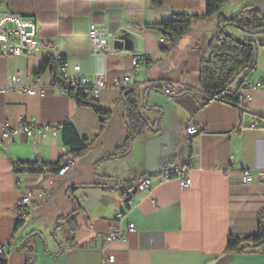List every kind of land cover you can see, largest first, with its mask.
I'll list each match as a JSON object with an SVG mask.
<instances>
[{
  "label": "crops",
  "instance_id": "0c3cea01",
  "mask_svg": "<svg viewBox=\"0 0 264 264\" xmlns=\"http://www.w3.org/2000/svg\"><path fill=\"white\" fill-rule=\"evenodd\" d=\"M207 1L0 0V15L37 21L41 41L52 45L30 56H0V87L17 74L26 85L46 89L44 97L0 93V141L2 123L14 125L25 115L40 125L70 121L81 138L93 142L65 176L58 171L16 173L13 167V162H58L65 151L61 132L41 129L34 138L21 135L0 145V246L7 245L0 259L6 264H27L31 259L32 264H264V244L250 252H227L231 237L256 235L259 221L264 223V179H241L244 169L264 168V126L250 128L259 116L264 124V33L248 39L258 46L249 80H262L263 85L250 91L253 99L246 112L221 99L202 105L206 95L199 90V65L210 57L209 43L219 32V19L235 16L245 6L264 15V0H227L209 21L194 24L170 51L162 50L159 32L145 28L177 14L204 15ZM92 23L110 35L107 57L92 52ZM232 29L229 32L247 39ZM118 40L129 48H115ZM60 57L80 65L90 78L105 71L110 80L128 76V88L138 89L143 114L157 130L146 128L127 152L123 89L110 86L98 98H90L107 114L79 106L71 95L53 87ZM134 57L153 62L135 70ZM47 59L51 62L43 69ZM155 80L177 81L199 93L184 91L170 100L146 84ZM189 123L201 133L190 135ZM180 171L192 180L190 188H183L174 176ZM140 176L150 177V190H138ZM25 187L48 194L28 218L20 219L16 208ZM77 206L72 230L62 220ZM118 214L123 217L116 221ZM129 223H134V232L127 241L108 245L116 260L106 262L104 234L114 224L126 230Z\"/></svg>",
  "mask_w": 264,
  "mask_h": 264
},
{
  "label": "trees",
  "instance_id": "16d2710c",
  "mask_svg": "<svg viewBox=\"0 0 264 264\" xmlns=\"http://www.w3.org/2000/svg\"><path fill=\"white\" fill-rule=\"evenodd\" d=\"M227 0H208L204 15L177 14L173 19L157 23L146 24L145 28L155 30L166 39L163 51L176 49L182 39L192 30L196 23H205L216 15ZM227 26H235L249 33H264V15L251 6H245L238 14L230 18L219 19V32L209 43L210 57L202 60L199 65V90L206 95V104L212 99H225L236 101L233 95L237 93L256 69L258 46L253 41L239 40L227 30ZM63 59V58H62ZM146 65L153 62L144 60ZM51 62L47 59L43 69ZM57 73L55 74V77ZM241 77L237 89L233 88L236 80ZM198 96L196 93H194ZM70 95L79 106L91 107L99 113H106L94 100H91L81 88L71 89ZM121 98L126 102V120L129 126V137L126 143L127 152L134 140L141 136L146 128L157 130L143 114V105L140 102L138 89L125 88ZM107 114V113H106ZM62 142L65 148L60 160L56 163H22L13 162L16 173H46L57 172L69 159L78 160L85 156L92 148L89 142L79 136L74 125L67 121L61 125ZM72 189L69 193L72 195ZM73 198V196H72ZM74 199V198H73ZM75 201V199H74ZM79 206L72 215L63 219L71 224V229L76 230V220ZM61 223H58V225ZM264 244V223L259 221L258 233L253 236L234 238L228 241L227 252L244 253L254 251ZM1 264H6V259H0ZM31 259L27 264H32Z\"/></svg>",
  "mask_w": 264,
  "mask_h": 264
},
{
  "label": "built area",
  "instance_id": "2783aa9c",
  "mask_svg": "<svg viewBox=\"0 0 264 264\" xmlns=\"http://www.w3.org/2000/svg\"><path fill=\"white\" fill-rule=\"evenodd\" d=\"M39 26L37 21L24 18L20 15L6 14L0 15V56H30L34 53H40L48 50L52 45L50 43H44L39 37ZM92 52L96 54H102L107 57L110 51V35L102 28L96 27L95 24L90 25L88 33ZM161 44L166 43L165 38L160 39ZM59 66L57 76H54L53 87L62 94L70 95L71 89L81 88L84 93L92 99L98 98L101 91L110 86L118 88H128L130 85V79L128 76L117 75L113 79H109L107 72L99 77L90 78L82 72L80 65H71L69 61L58 58ZM146 65L145 61L139 57H134L131 62V67L137 69L140 66ZM147 85L156 87L163 91L170 100L182 92H194L199 93L189 86L169 80H155L146 81ZM263 81H247L244 86L233 95V99L236 101H228L235 105L240 112H246L248 110L247 103L252 101L253 97L250 91L262 87ZM7 91L26 92L29 95H38L44 97L46 95V89L43 86L32 87L26 85L22 78L14 74L11 76L9 83L5 87H0V93ZM1 141L0 145H5L8 141H13L25 135L28 138H34L37 132L41 129H47L52 132H61V126L52 125H40V123L34 117H28L25 115H19L16 123L13 125L10 121L6 120L2 123ZM264 126L261 116L257 117L251 124V129H260ZM186 131L190 135H196L201 133L200 129L193 123H189L186 126ZM76 163L75 159H69L58 170L59 176H65L74 167ZM180 178L183 188L188 189L192 186V180L186 175L185 172L180 171L174 175ZM164 178L169 179L171 175L164 174ZM241 179L244 183L254 182L256 179H264V168H258L255 171L252 169H244L241 171ZM137 188L140 191H148L152 188V181L150 177L140 176L138 178ZM47 191L45 189H38L33 187H25L22 191V195L18 201L17 213L18 218H28L35 205L42 203L46 200ZM123 214H118L117 219H121ZM135 230L134 223H129L127 229H121L114 224L111 229L104 234L107 246L103 248L104 258L106 262L113 263L116 260L114 254H109L108 245L115 241H127L128 235ZM7 245L0 246V255L4 253Z\"/></svg>",
  "mask_w": 264,
  "mask_h": 264
},
{
  "label": "rangeland",
  "instance_id": "374dc122",
  "mask_svg": "<svg viewBox=\"0 0 264 264\" xmlns=\"http://www.w3.org/2000/svg\"><path fill=\"white\" fill-rule=\"evenodd\" d=\"M231 28H233L234 29V31L236 32V34H239V35H245V38H247V39H241V37L239 38V37H237V36H235L234 34V36L236 37V38H238L239 40H248L249 38H251V37H253V35H257V34H259V33H249V32H245V31H242V30H240V29H238L237 27H235V26H227V30L228 31H230V29ZM232 29V30H233ZM231 33V32H230ZM232 34V33H231ZM249 41V40H248ZM192 80V79H191Z\"/></svg>",
  "mask_w": 264,
  "mask_h": 264
},
{
  "label": "water",
  "instance_id": "95a60500",
  "mask_svg": "<svg viewBox=\"0 0 264 264\" xmlns=\"http://www.w3.org/2000/svg\"><path fill=\"white\" fill-rule=\"evenodd\" d=\"M125 45V46H124ZM123 46L125 47V48H129V46H128V43L127 42H124L123 40H118V41H116V43H115V48H119V49H122L123 48ZM144 106V105H143Z\"/></svg>",
  "mask_w": 264,
  "mask_h": 264
}]
</instances>
